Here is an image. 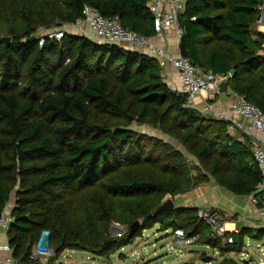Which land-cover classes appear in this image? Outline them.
Returning <instances> with one entry per match:
<instances>
[{"label":"trees","instance_id":"obj_1","mask_svg":"<svg viewBox=\"0 0 264 264\" xmlns=\"http://www.w3.org/2000/svg\"><path fill=\"white\" fill-rule=\"evenodd\" d=\"M150 1L0 0V37H10L0 42V213L13 195L7 244L21 264L37 261L31 247L43 230L54 251L47 264H59L66 249L109 258L155 224L197 235L194 243L222 257L217 264H240L227 256L264 237L263 227L238 224L222 244L198 207L154 214L167 196L211 178L238 196L262 194L249 138L238 140L224 120L183 106L185 94L165 82L155 58L74 29L42 45L28 40L41 28L74 24L85 5L150 38ZM260 1L186 0L178 48L204 70L233 71L227 88L264 113L262 34L252 37ZM116 224L126 230L112 235Z\"/></svg>","mask_w":264,"mask_h":264},{"label":"built area","instance_id":"obj_2","mask_svg":"<svg viewBox=\"0 0 264 264\" xmlns=\"http://www.w3.org/2000/svg\"><path fill=\"white\" fill-rule=\"evenodd\" d=\"M186 0H151L150 11L153 15V27L155 35H163L172 29L178 40L183 34V28L179 23L180 15L185 9ZM255 31L252 37L257 39V34H262L261 54L264 56V0L255 7ZM74 29L79 34L98 43L115 44L134 51L141 52L149 57L155 58L160 66L168 65L174 70L180 80V91L185 94V107L202 112L205 115L222 119L227 123L226 132L235 136L241 134L249 138L251 143L252 157L259 170L261 179L257 188L262 189L261 196H249L250 204L256 208V214L264 228V113L254 104L249 102L245 96L234 94L228 102L227 112L218 110L210 100L219 95V84L227 80L228 76H219L211 70H204L193 65L180 54L167 52L163 47L153 44L150 38L125 28L119 22L117 15L111 17L102 16L96 9L85 5L82 16L72 25H64L56 29L38 30L36 39L42 45L45 38L60 40L65 30ZM201 97L202 106L196 101ZM15 206L14 198L9 200L0 213V236L7 234L11 223L14 221L12 210ZM197 215L210 228L211 234L220 239L222 244L232 242L231 233L236 229L227 230L224 223L217 215L207 208H199ZM117 225V224H116ZM118 226V225H117ZM175 237L182 245L194 243L198 236L185 237L183 231L175 230ZM49 232L43 230L37 240L32 244L30 257L40 264H47V260L54 255L49 245ZM12 249L6 243L0 244V264H18L12 258ZM217 251L213 249V254Z\"/></svg>","mask_w":264,"mask_h":264},{"label":"rangeland","instance_id":"obj_3","mask_svg":"<svg viewBox=\"0 0 264 264\" xmlns=\"http://www.w3.org/2000/svg\"><path fill=\"white\" fill-rule=\"evenodd\" d=\"M138 129V127H136ZM141 130L156 134L152 128L143 127ZM14 197L11 195L12 200ZM167 198H169L167 196ZM175 205L178 200H175ZM259 227V226H255ZM119 235L124 232L125 226L118 225ZM191 250H195L193 254ZM213 257L209 263L203 261L201 255ZM53 257V256H52ZM240 264H264V237L261 240H248L241 253H230ZM222 257L218 252L213 254L211 247L203 244H180L172 228L161 229L159 224L145 229L142 236H137L132 243L116 251L109 258L96 256L84 250L66 249L58 257L57 263L62 264H184L193 261L195 264H217Z\"/></svg>","mask_w":264,"mask_h":264},{"label":"crops","instance_id":"obj_4","mask_svg":"<svg viewBox=\"0 0 264 264\" xmlns=\"http://www.w3.org/2000/svg\"><path fill=\"white\" fill-rule=\"evenodd\" d=\"M150 41L153 44L163 47L169 53L179 54V40L172 29H169L166 34L154 35L150 37ZM122 47L127 50H133L126 47V45H123ZM162 73L165 82L171 88L180 90L181 86L179 77L170 66H162ZM233 95L234 94H232L227 88L225 92H220L219 95L215 96V98L210 100V102L218 110L222 109L227 112L228 102L232 99ZM196 101L199 102V106L201 107V97H197ZM233 137L238 140L243 138L241 134H236ZM172 199L173 201L178 200L176 205L174 202L175 206L198 207L211 210L217 215L219 220L224 223L227 230L237 229L238 224L249 227H261L262 225L256 214V208H254L249 202V196H238L232 194L223 189L221 186L216 185L212 178L207 183L199 184L191 191L182 195H177ZM7 241V234L0 236V244L4 245ZM191 251L193 254L196 253L195 250Z\"/></svg>","mask_w":264,"mask_h":264},{"label":"water","instance_id":"obj_5","mask_svg":"<svg viewBox=\"0 0 264 264\" xmlns=\"http://www.w3.org/2000/svg\"><path fill=\"white\" fill-rule=\"evenodd\" d=\"M10 40V37L9 36H5V37H0V42H3L5 44V46L8 44ZM29 41H35L36 40V36L35 35H32L31 37H29L28 39ZM230 74V77L233 75V71H230L229 72ZM227 89V83H226V80H223L220 82L219 84V92H225ZM262 192V189L259 188L257 189L256 193H261ZM174 201L172 198H167L165 199V201L154 211V214H158L162 211H170L174 208ZM148 217H150V214L148 215ZM139 225H140V222L139 220H136L134 221L131 226L129 227V230H128V235L127 237H130L138 228H139ZM118 226L117 225H113L111 228H110V232H117L119 233L120 230H118L117 228ZM126 229V227H125ZM211 260H213V257L211 256H205L203 258V261L209 263ZM17 263L18 264H21V260L18 259L17 260ZM33 264H40L39 262H35ZM59 264H62V263H59Z\"/></svg>","mask_w":264,"mask_h":264}]
</instances>
